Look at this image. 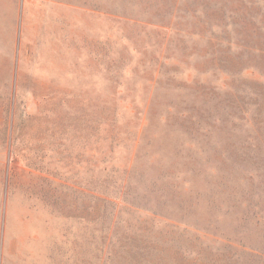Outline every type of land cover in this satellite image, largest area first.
Here are the masks:
<instances>
[{"label": "rangeland", "instance_id": "374dc122", "mask_svg": "<svg viewBox=\"0 0 264 264\" xmlns=\"http://www.w3.org/2000/svg\"><path fill=\"white\" fill-rule=\"evenodd\" d=\"M0 264H264V0H0Z\"/></svg>", "mask_w": 264, "mask_h": 264}]
</instances>
